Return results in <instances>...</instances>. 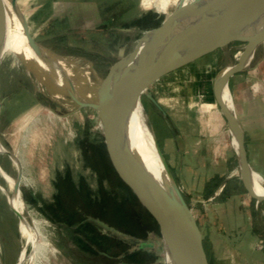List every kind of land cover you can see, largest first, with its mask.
<instances>
[{"label": "rangeland", "instance_id": "rangeland-1", "mask_svg": "<svg viewBox=\"0 0 264 264\" xmlns=\"http://www.w3.org/2000/svg\"><path fill=\"white\" fill-rule=\"evenodd\" d=\"M17 4L28 32L40 45L66 61L77 59L91 66L97 81L93 86L165 18L152 8L140 10L139 0H17ZM243 46L231 43L149 85L146 93L158 108L141 95L147 124L205 235L208 264H264L261 258L235 248L234 237H218L215 230L220 228L221 213L218 221L207 219L210 227L203 220L205 206L218 201L215 192L230 176L222 193L234 195L230 199L234 207L250 201L257 237L247 239L248 247L258 253L264 251V202L256 204L240 182L226 121L214 98V78L228 63H235ZM258 48L261 49L257 47L256 53ZM27 72L44 82L40 74L16 58L6 56L1 62L0 142L16 156L21 166L22 200L28 212L45 223L44 235L56 251L54 256H47V264H163L158 229L157 233L152 230L157 225L150 206L141 201L112 165L102 116L90 109L50 106L42 95L34 93ZM80 75L76 74L78 79L74 81L85 94L87 82ZM63 96L66 97L64 92ZM48 109L56 116L49 115ZM0 168L13 173L8 156L0 155ZM69 191L80 197L83 206L61 203L63 194ZM108 207L115 209L112 222L119 224L126 218L133 223L129 233L122 230L124 226L105 224L132 239L128 241L132 253L120 255L119 260L114 259L119 254V244L107 247L102 240L94 239L95 229L101 236L110 234L91 219H108ZM72 213L83 216V220L70 225L68 216ZM16 223L15 214L0 194V264L17 262L20 246ZM225 225V231L230 233L231 222Z\"/></svg>", "mask_w": 264, "mask_h": 264}, {"label": "water", "instance_id": "water-1", "mask_svg": "<svg viewBox=\"0 0 264 264\" xmlns=\"http://www.w3.org/2000/svg\"><path fill=\"white\" fill-rule=\"evenodd\" d=\"M10 4L19 11L17 0H10ZM182 12L181 6L175 8L171 16L164 18L159 26L147 31L131 52L110 67L96 86L86 84L88 94L85 96L88 95L90 100L80 101L76 93H80V88L74 82L75 91L69 79H66L67 89L64 94L73 101L77 111L90 109L102 116L106 127L108 157L112 165L139 195L141 201L150 206L160 237L163 264L165 251L175 264H208L194 215L176 186L154 135L151 132L156 155L165 174L164 184H159L132 154L126 135V120L134 100L141 98V95H145L158 108L154 99L146 93L149 85L215 50H223L231 43H242L244 45L242 54L238 59L235 58V63H229L231 69L228 72L222 70L217 78H223L227 83L235 74L246 70L256 48L264 42V26L260 31H255V25L264 19V0H197L187 13ZM4 19L5 7L3 0H0L2 36L5 30ZM22 29L27 45L32 51L38 55L43 51L47 55L45 57L47 60L67 63L65 58L53 54L34 39L28 32V26L23 18ZM148 50L152 55L148 59H142ZM248 57L251 58L249 61ZM134 59H138L139 64L131 67ZM29 66L33 73L45 74L43 77H49L48 80L55 85L53 70L42 73L33 65ZM216 80L213 84L216 104L226 121L228 135L232 133L238 141L237 157L241 162L238 177L256 204L264 202V196H256L245 180L248 172H256L247 162L243 131L234 111L228 109L215 92ZM261 180L264 184V180L262 178ZM94 223L118 238L122 236L124 239H130L129 236L121 235L98 220ZM132 251L130 247L127 252Z\"/></svg>", "mask_w": 264, "mask_h": 264}, {"label": "bare ground", "instance_id": "bare-ground-1", "mask_svg": "<svg viewBox=\"0 0 264 264\" xmlns=\"http://www.w3.org/2000/svg\"><path fill=\"white\" fill-rule=\"evenodd\" d=\"M196 2L197 0H139V6L140 10L143 9L144 11L145 9L152 8L157 12V14L164 15L165 18H168L171 16V13L175 8L181 6L183 9L182 13H187ZM3 3L5 7V30L4 36L0 34V67L3 58L5 57L6 59V56H10L16 58L18 63L21 62V64H24V66L33 65L38 70H41L42 73H48L50 70H53L55 73V85L53 84L52 87L45 83L46 79V82H51L48 81L49 77H43L45 74H41L43 77L42 80L44 81L42 82L37 77L30 75L27 72L34 93L36 95H42L50 104V106L53 105L67 110H75L76 106L73 101L63 96V92H65L67 89L65 83L66 79L71 80L70 82L74 86L75 78L76 80L78 79L77 76L75 77V75L81 74L80 76L86 80L87 84L89 86H93L95 83H97V81L93 71L91 70V66H89L86 62H82L77 59H72V61H67V63L65 61L47 60L45 59L47 55L43 51H41L40 55L32 51L28 47L23 33L22 12L13 8L10 4V0H3ZM263 26L264 19L255 25V31H260L263 29ZM241 54L242 50L236 54L235 58L238 59ZM151 55V51L148 50L143 54L142 59H148ZM249 58L250 57H248V61L251 59ZM138 64V59H134L131 63V67H135ZM229 69H231V65L228 63L223 70L228 72ZM217 77H215L213 80L214 84V81L217 79L215 84V92L223 104L228 109L234 111L233 104L231 101H229L228 82L226 83L223 78L218 79ZM75 89L76 87L74 86V90ZM76 93L80 101L90 100L88 95L85 96V94L88 93ZM93 96L94 94H92L91 98H93ZM48 111L50 113L49 115H55L51 109H48ZM126 135L132 154L140 161V163H142L146 171H148V173L159 184H164L165 174L156 155L153 136L146 121L141 98H136L131 106V110L126 120ZM229 136L231 138V145L234 155L236 158H238V141L232 133H229ZM0 155L8 156L11 167L14 170L13 173H6L7 171L5 172L0 168V178L3 181V184L0 185V194L5 199L8 208L15 214L17 218L16 228L20 252L16 264H47V256H54L56 251L53 247H51L47 237L44 235L45 223L37 220L30 212H28L22 200L20 191V185L22 183V178L20 175L21 166L18 164L16 156L9 152V150L4 147L1 142ZM237 161L240 175L241 162L239 158ZM245 180L256 196H264V184L258 176L252 172H248L245 175ZM165 254V264H175L168 252L165 251Z\"/></svg>", "mask_w": 264, "mask_h": 264}, {"label": "crops", "instance_id": "crops-1", "mask_svg": "<svg viewBox=\"0 0 264 264\" xmlns=\"http://www.w3.org/2000/svg\"><path fill=\"white\" fill-rule=\"evenodd\" d=\"M261 44L258 45L261 49L258 48V52H254L248 68L230 78V95L235 117L243 131L247 162L258 175L254 174L264 180V42ZM228 179L230 176L226 178L227 181ZM226 180L219 185L215 192V197L219 198L218 201L213 205H206L204 208L203 220H205L206 227L212 226V224L207 223V219L218 221L216 218L221 213L220 228L215 230L218 237H234L232 245L235 248L247 251L253 257L261 258L264 261V251L258 253L254 248L248 247L247 239L257 237L251 203L250 201H243L234 207L230 201L234 195L227 192L222 193ZM226 213L231 214L232 217L227 219L228 214ZM228 221L233 227L230 233H227L224 228ZM198 228L204 249L203 237L205 235H203L201 227L198 226ZM221 261L223 260L221 259Z\"/></svg>", "mask_w": 264, "mask_h": 264}, {"label": "trees", "instance_id": "trees-1", "mask_svg": "<svg viewBox=\"0 0 264 264\" xmlns=\"http://www.w3.org/2000/svg\"><path fill=\"white\" fill-rule=\"evenodd\" d=\"M104 160H105V162L111 167V165H110V163H109V160H108V157H107V155H105L104 156ZM73 195H74V197H73ZM107 202H111V200L109 201V199H107L106 200ZM61 203L64 205V204H68V203H71V204H74V203H78V204H80L79 206H83V202L81 201V199H80V197H78V196H75V194L73 193V191H69L68 193H64L63 194V196H62V198H61ZM134 204V203H133ZM127 207H129V205H127ZM126 207V208H127ZM68 210V209H67ZM114 207H108V210H107V212H108V219H104V220H102V218H101V216L99 217V218H101V219H99L98 217H92L91 219H93L94 221L95 220H100L101 222H103L104 224H107V225H109V226H111V227H113L112 225H114V228L116 227V228H119V227H117L118 225H120V226H124L125 228L124 229H122V230H124L126 233H129V231H130V229H131V227H133V223H130V221H128L126 218H124L123 220H120L119 221V224H117V223H115V222H112L111 221V218L110 217H112L113 215V212H114ZM78 217V218H77ZM68 218H69V220L70 221H68V223L71 225V224H73V223H75L76 221H82L83 220V216L81 217V215H77V213H72L70 216H68ZM77 218V219H76ZM85 226H88V224L87 225H85ZM91 228H94L93 226L91 227ZM95 229V228H94ZM93 229V230H94ZM152 230H153V232H155V233H157V228L156 227H152ZM93 234H94V236H95V240H102V242H103V240L105 241V243L107 244V245H109V246H107V247H110V246H112L114 243H116V244H119V246H120V251L121 252H123L124 254H127L128 252V247L126 246V245H124V243L123 242H127L128 243V241H130V240H132L131 238L130 239H127V241H119L116 237H112V235L111 234H104L103 236H101L100 235V233H98L97 232V229H95L94 231H93ZM99 237V238H98ZM102 242H101V244H102ZM121 242V243H120ZM104 243V242H103ZM129 256V255H128Z\"/></svg>", "mask_w": 264, "mask_h": 264}, {"label": "flooded vegetation", "instance_id": "flooded-vegetation-1", "mask_svg": "<svg viewBox=\"0 0 264 264\" xmlns=\"http://www.w3.org/2000/svg\"><path fill=\"white\" fill-rule=\"evenodd\" d=\"M101 1H104V0H101ZM103 242L105 243L104 240H103ZM120 243H121V242H120ZM123 243H124V245H126V246L128 247V244H129V243H127V242H123ZM118 247H119V246H118ZM117 252H119V254H118L117 256H115L114 259L119 260V256H120V255H123L124 253L121 252V251H119V248L117 249ZM123 259H125V257H124Z\"/></svg>", "mask_w": 264, "mask_h": 264}]
</instances>
